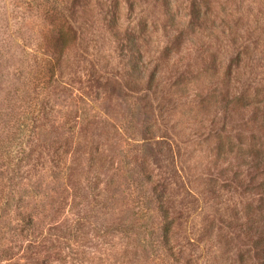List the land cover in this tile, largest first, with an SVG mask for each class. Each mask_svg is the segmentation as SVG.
<instances>
[{"label":"rangeland","instance_id":"1","mask_svg":"<svg viewBox=\"0 0 264 264\" xmlns=\"http://www.w3.org/2000/svg\"><path fill=\"white\" fill-rule=\"evenodd\" d=\"M255 167L264 0H0V264H264Z\"/></svg>","mask_w":264,"mask_h":264},{"label":"trees","instance_id":"2","mask_svg":"<svg viewBox=\"0 0 264 264\" xmlns=\"http://www.w3.org/2000/svg\"><path fill=\"white\" fill-rule=\"evenodd\" d=\"M257 160V159H256ZM262 170V168H258V167H255V177L257 178L258 176L259 177H261V176H263L264 175V170H263V172L261 171ZM256 182V181H255ZM256 185H258L259 186V189H261L262 191H263V194H264V180H263V182H257V183H255Z\"/></svg>","mask_w":264,"mask_h":264}]
</instances>
